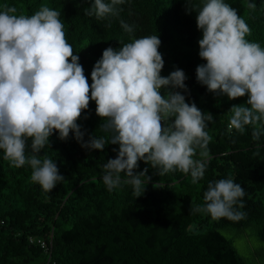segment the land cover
Wrapping results in <instances>:
<instances>
[{
  "label": "trees",
  "instance_id": "trees-1",
  "mask_svg": "<svg viewBox=\"0 0 264 264\" xmlns=\"http://www.w3.org/2000/svg\"><path fill=\"white\" fill-rule=\"evenodd\" d=\"M202 2L192 0L194 5ZM225 2L249 25L251 35L246 38L264 47V0ZM249 2L255 9L248 8ZM5 4L29 16L43 5L59 11L89 84L104 49L158 35L164 60L161 75L182 69L188 77L189 92L180 90L186 102H195L214 119L206 129L212 139L203 179L193 184L190 174L180 171L160 176L140 161L136 171L147 167L151 177L140 197L133 195L130 184L108 191L103 183L102 165L116 157L113 149L118 145L88 150L73 133L65 141L54 133L37 154L41 160L53 159L65 177L50 193L31 181L29 165L11 166L0 150V264H264V135L253 140L251 125L243 132L228 128L229 109L245 103L247 96L229 100L197 82L195 69L205 63L198 55L202 33L196 13L186 12L184 0H125L118 6L120 15L105 20L85 14L89 0H0V9ZM121 20L133 26L132 33L124 31ZM95 108L90 101L77 121L86 130L85 140L92 134L108 135L99 129L104 121ZM27 143L26 154L31 155V139ZM195 158L200 159L198 154ZM120 175L122 181L128 179ZM226 178L244 188V206L237 208L244 214L241 218L213 220L192 211L204 203L209 182ZM236 241L246 244L245 256L237 252ZM254 242L258 248L251 247Z\"/></svg>",
  "mask_w": 264,
  "mask_h": 264
},
{
  "label": "clouds",
  "instance_id": "clouds-1",
  "mask_svg": "<svg viewBox=\"0 0 264 264\" xmlns=\"http://www.w3.org/2000/svg\"><path fill=\"white\" fill-rule=\"evenodd\" d=\"M85 14L98 20L118 17L125 0H89ZM188 14L196 13L202 33L198 55L205 63L196 69V80L216 96L229 100L247 96L243 104L230 109L228 128L243 132L253 126L252 138L264 135V47L249 41L251 29L237 10L225 0H203L194 5L184 0ZM256 4L248 3L255 9ZM61 13L46 5L32 15L18 13L7 4L0 9V150L15 168L29 165L30 179L50 193L65 177L53 159L38 155L49 138L58 133L65 141L73 133L81 147L103 150L118 145L116 157L102 165V180L108 191L130 184L140 197L151 180L148 168L137 172L139 162L157 169V175L180 171L190 174L196 184L206 171L207 150L212 137L206 129L213 121L195 102L182 94L189 90L187 76L175 68L162 76L164 67L158 35L134 38L119 49L108 47L91 71V84L68 43ZM127 33L133 26L120 21ZM111 27L109 23L107 25ZM164 89L162 94L161 90ZM182 90V91H180ZM90 101L95 114L104 121L99 129L108 134H92L77 123ZM84 116V119H87ZM31 139V155L26 154ZM199 150V152H198ZM199 155L200 159L195 157ZM121 173L128 179L121 180ZM145 178L142 180L141 178ZM244 188L232 178L209 182L201 205L213 220L241 218Z\"/></svg>",
  "mask_w": 264,
  "mask_h": 264
},
{
  "label": "rangeland",
  "instance_id": "rangeland-1",
  "mask_svg": "<svg viewBox=\"0 0 264 264\" xmlns=\"http://www.w3.org/2000/svg\"><path fill=\"white\" fill-rule=\"evenodd\" d=\"M234 246H235L237 252L240 255L245 256V254L247 253V246H246V244H244V243H242L240 241H236L235 244H234ZM258 246H259V243L254 242L251 247L258 248Z\"/></svg>",
  "mask_w": 264,
  "mask_h": 264
},
{
  "label": "built area",
  "instance_id": "built-area-1",
  "mask_svg": "<svg viewBox=\"0 0 264 264\" xmlns=\"http://www.w3.org/2000/svg\"><path fill=\"white\" fill-rule=\"evenodd\" d=\"M40 245H41L42 248L46 249L45 243L43 241H40Z\"/></svg>",
  "mask_w": 264,
  "mask_h": 264
}]
</instances>
